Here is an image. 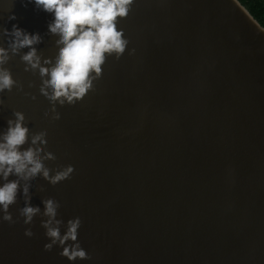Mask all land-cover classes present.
I'll return each mask as SVG.
<instances>
[{
  "label": "water",
  "instance_id": "water-1",
  "mask_svg": "<svg viewBox=\"0 0 264 264\" xmlns=\"http://www.w3.org/2000/svg\"><path fill=\"white\" fill-rule=\"evenodd\" d=\"M50 20L0 0V46L18 24L54 59ZM118 28L125 51L72 104L41 93L27 49L4 65L16 83L0 94V132L20 111L29 136L46 133L51 172L74 166L56 185L32 180L30 203L59 201L62 232L80 217L90 259L75 264H264V27L239 0H135ZM23 203L0 220V264H71L44 250L42 214L23 224Z\"/></svg>",
  "mask_w": 264,
  "mask_h": 264
},
{
  "label": "clouds",
  "instance_id": "clouds-1",
  "mask_svg": "<svg viewBox=\"0 0 264 264\" xmlns=\"http://www.w3.org/2000/svg\"><path fill=\"white\" fill-rule=\"evenodd\" d=\"M135 0H21L27 7L32 4L51 16L47 29L56 37L57 52L52 60H41L35 45L42 41L38 32H29L18 24L4 29L8 47L0 46V94L10 91L16 81L11 71L4 67L12 54H20L26 70H38L42 79L41 93L52 103L61 105L81 100L92 88L94 79L102 73V65L108 55L119 57L128 44L119 20L126 19ZM15 14L9 20H15ZM3 100L0 99V105ZM14 119L7 120V126L0 132V220L12 221L9 208L16 203L17 196L24 198L18 215L23 224L30 225L37 215L41 220L47 243L45 251L59 247V255L71 264L77 260L90 259L88 252L79 242L81 227L79 216L67 221L63 232V221L57 218L59 201L54 198L42 200L43 212L38 205L30 203V182L42 176L56 185L71 177L74 166L69 164L54 172L45 165L47 159H55L52 153H43L40 146L46 145V133L29 136L22 112L13 113ZM58 118V115H57ZM28 145L24 147V145ZM40 145V146H38ZM15 177V179H10ZM24 235L33 236L30 228Z\"/></svg>",
  "mask_w": 264,
  "mask_h": 264
},
{
  "label": "trees",
  "instance_id": "trees-1",
  "mask_svg": "<svg viewBox=\"0 0 264 264\" xmlns=\"http://www.w3.org/2000/svg\"><path fill=\"white\" fill-rule=\"evenodd\" d=\"M264 27V0H239Z\"/></svg>",
  "mask_w": 264,
  "mask_h": 264
}]
</instances>
